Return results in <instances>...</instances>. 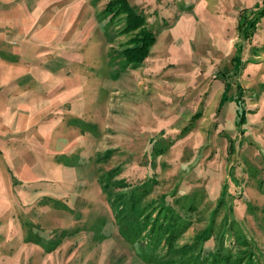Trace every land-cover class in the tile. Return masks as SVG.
I'll return each mask as SVG.
<instances>
[{"label": "rangeland", "instance_id": "374dc122", "mask_svg": "<svg viewBox=\"0 0 264 264\" xmlns=\"http://www.w3.org/2000/svg\"><path fill=\"white\" fill-rule=\"evenodd\" d=\"M30 1L0 0V264H264V0H125L155 34L134 67L109 0ZM47 12L52 133L15 121L32 106L18 21L40 32Z\"/></svg>", "mask_w": 264, "mask_h": 264}, {"label": "crops", "instance_id": "0c3cea01", "mask_svg": "<svg viewBox=\"0 0 264 264\" xmlns=\"http://www.w3.org/2000/svg\"><path fill=\"white\" fill-rule=\"evenodd\" d=\"M32 2H37L40 0H31ZM30 1V2H31ZM48 2H41V6H45V4H47ZM26 6V5H25ZM29 7V6H27ZM27 7H20L19 9L14 11L13 14V19L14 18H18V19H22V14H26L27 10H31V6L29 8ZM27 15V14H26ZM30 15V14H29ZM4 11L0 10V21H4ZM30 18L36 19L37 18V14L36 12L33 15H30ZM20 22V32L18 35V38L20 39V41H22L25 46L27 47L29 53H30V58L28 59V63L26 62V64L28 65L27 68H29V72L27 68H22L23 71L25 72L23 74V76L21 77V81L18 84L19 85V90L18 88L16 89L19 92H23L19 97L20 99H28L30 100V102H32V106L28 112V116L27 117H22L21 115H18L17 120L15 118V121L18 122L21 125L18 126H22L26 125V124H30L33 123L34 121H37V118H42V120L40 121V124H44L45 127H47V131L49 130L50 133L53 132V120H54V115H48L49 111L51 110V108L54 106L55 103H60L61 100H64V98L66 97V93L60 97V100H56L55 102L52 101V95H56L58 93V91H52L50 94H45V93H39L38 92V87L39 83H42V76L44 74V72L50 71V70H45L43 68H37L36 67V62H37V58L39 55H45L47 57L50 58V65H51V69L56 70V68H54L52 65V57L48 56L47 54L44 53L45 49H47V46L49 45V39L51 38L52 34H53V30H54V23H53V16L50 12H47V16L45 18V20H43L42 24H43V28L41 29L40 32H36V33H29L27 31L26 28L21 27V24L23 26V22ZM24 23L27 27H32L33 25L31 24L32 21H29L28 18L26 20H24ZM70 27H64V30L61 32V40L60 42L62 44H67L69 41H71L73 35H72V29L68 31ZM61 30V27H60ZM71 32V33H70ZM71 34V35H69ZM76 38V37H75ZM74 38V39H75ZM2 41V38L0 37V42ZM1 48V46H0ZM5 62L3 60L0 59V83L1 84H8L10 81V77L9 75L6 74L5 71ZM25 67V66H23ZM55 71H50L53 75L55 74ZM23 73V72H22ZM29 75L33 76L32 81L27 82V78ZM65 78V76H64ZM61 90H66L68 89V84L66 85L64 83V81L61 82ZM60 83V84H61ZM3 88H8V86H3ZM1 89V87H0ZM28 89V90H27ZM27 90V91H25ZM60 105V104H58ZM56 115H60V114H56ZM63 116V115H62ZM0 121L1 122H6L8 121V116L6 115H1L0 116ZM39 124V123H37ZM27 127V126H26ZM7 131H9L6 128H3L0 131V134H7Z\"/></svg>", "mask_w": 264, "mask_h": 264}, {"label": "trees", "instance_id": "16d2710c", "mask_svg": "<svg viewBox=\"0 0 264 264\" xmlns=\"http://www.w3.org/2000/svg\"><path fill=\"white\" fill-rule=\"evenodd\" d=\"M104 12L108 13L110 18H113L116 15H124L125 29L128 31H138L137 37L131 41V44L134 46L126 47L121 51L123 59L127 65H133V67L138 66L148 56L149 48L155 40V34L145 28L146 21L144 15L129 6L125 0H109L104 7ZM154 223L155 221L151 222L150 226L153 225L151 228L156 226ZM162 224H164L163 230L159 227L158 230L161 232L159 233L163 236H168L166 231H168L169 228L167 227L171 228V226L166 222H163ZM171 225L174 226L173 224Z\"/></svg>", "mask_w": 264, "mask_h": 264}]
</instances>
